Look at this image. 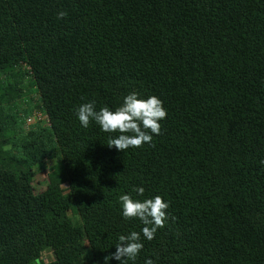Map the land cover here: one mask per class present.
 I'll list each match as a JSON object with an SVG mask.
<instances>
[{
    "label": "trees",
    "instance_id": "trees-1",
    "mask_svg": "<svg viewBox=\"0 0 264 264\" xmlns=\"http://www.w3.org/2000/svg\"><path fill=\"white\" fill-rule=\"evenodd\" d=\"M23 61L50 126L25 133L0 93V264L45 250L87 264V243L104 264L142 227L121 194L170 205L135 264H264V0H0V88ZM131 91L166 110L150 145L118 151L80 126V104L114 109ZM42 161L55 165L38 191Z\"/></svg>",
    "mask_w": 264,
    "mask_h": 264
},
{
    "label": "clouds",
    "instance_id": "clouds-1",
    "mask_svg": "<svg viewBox=\"0 0 264 264\" xmlns=\"http://www.w3.org/2000/svg\"><path fill=\"white\" fill-rule=\"evenodd\" d=\"M64 15V12H59L58 18ZM75 116L82 128H88L93 123L99 127L100 132L109 134L108 147L124 151L150 145L153 136L160 132V121L166 117V110L157 96L148 95L143 98L140 93L131 91L114 109L103 106L96 110L95 100H91L76 107ZM259 164L264 165V158ZM132 191L137 197H143L145 189L135 186ZM118 203L121 217L124 220H139L142 227L139 232L119 234L114 245L115 251L104 258V264H110L112 260L119 264H135L143 249V241H151L158 229L165 226L170 205L159 195L139 199L130 194H121ZM144 264H155V261L146 258Z\"/></svg>",
    "mask_w": 264,
    "mask_h": 264
},
{
    "label": "rangeland",
    "instance_id": "rangeland-1",
    "mask_svg": "<svg viewBox=\"0 0 264 264\" xmlns=\"http://www.w3.org/2000/svg\"><path fill=\"white\" fill-rule=\"evenodd\" d=\"M1 79L3 80V88H0V93L7 88H11L8 95L4 97V105L16 111L15 116H18L19 124H21L25 133L38 127L50 126L44 103L27 62H21L13 74L3 75ZM2 140L0 138V141ZM11 147V145L4 146V149L9 150ZM54 165V162L42 161L34 168L33 185L38 191L46 188ZM62 189L65 195L71 194L68 184L63 185ZM69 217L73 223L82 224L81 216L76 206H72ZM84 258L87 264H95L88 243ZM54 260L55 254L51 250L42 251L38 256L39 264H49Z\"/></svg>",
    "mask_w": 264,
    "mask_h": 264
}]
</instances>
